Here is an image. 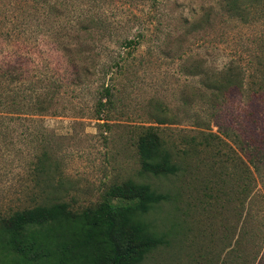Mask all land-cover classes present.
<instances>
[{
	"label": "rangeland",
	"instance_id": "374dc122",
	"mask_svg": "<svg viewBox=\"0 0 264 264\" xmlns=\"http://www.w3.org/2000/svg\"><path fill=\"white\" fill-rule=\"evenodd\" d=\"M219 2L0 0V64L16 66L30 87L60 88L42 113L0 123V213L47 197L90 205L132 178L170 196L147 216L167 243L140 264H264V96L229 90L214 109L201 77L230 60L255 71L264 5L244 24ZM93 18L108 28L93 25L91 38L77 28ZM139 32L140 43L119 48ZM69 40L75 55L59 45ZM127 50L128 66L106 77L112 102L99 109L100 68ZM70 54L88 59L79 84L72 82ZM155 108L167 110L165 122L153 119ZM149 125L173 148L177 173L142 172L136 143ZM43 153L53 181L38 183L34 170Z\"/></svg>",
	"mask_w": 264,
	"mask_h": 264
},
{
	"label": "trees",
	"instance_id": "16d2710c",
	"mask_svg": "<svg viewBox=\"0 0 264 264\" xmlns=\"http://www.w3.org/2000/svg\"><path fill=\"white\" fill-rule=\"evenodd\" d=\"M219 4L228 16L249 24L253 17L251 10L264 5V0H220ZM261 12L264 15V7ZM93 25L103 27L104 31L108 28L102 23L96 24L93 18L82 21L77 30H86V34L93 38L94 33L88 32ZM142 36L139 32L133 38L125 37L119 48L135 46ZM72 44L69 40L59 45L64 52L74 54ZM83 44L78 35L75 48L80 49ZM262 50L263 53L254 59L258 63L255 71L230 60L214 72L209 69L201 72L202 84L210 93L209 103L214 109L224 101L225 92L229 90L264 96V48ZM73 54L68 56L72 82L79 84V77L83 75L81 69L88 59L81 57L78 60ZM131 54L132 50H127V55L112 57L109 63L101 66L99 73L104 78H101L99 109H105L114 95L113 85L106 77L115 69H125ZM95 65L91 67L94 70L97 69ZM191 73L195 75V70ZM5 81L8 86L4 87ZM23 84V75L16 66L11 68V65L0 64V95L8 94L5 99L0 96V123L42 113L47 109L45 104L60 89L48 84L46 89L38 90L25 84L22 90H18ZM33 98L35 103H30ZM26 106H30L31 112ZM150 113L159 123L165 122L169 116L163 108L152 109ZM158 131L153 125L143 126L138 135L136 144L141 170L155 176L175 174L180 169L177 157ZM47 159V153H43L34 170L38 183L42 182V177L45 182L53 181L46 168ZM252 164L257 166L259 160L253 158ZM169 198L168 193L159 191L151 183L128 178L110 185L103 199L90 205L74 208L67 200L47 197L11 213H0V259L3 264H140L151 251L167 243L165 234L159 235L147 216Z\"/></svg>",
	"mask_w": 264,
	"mask_h": 264
}]
</instances>
